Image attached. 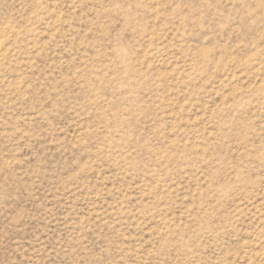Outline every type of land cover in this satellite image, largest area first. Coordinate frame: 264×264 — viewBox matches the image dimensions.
I'll use <instances>...</instances> for the list:
<instances>
[{
	"label": "rangeland",
	"instance_id": "rangeland-1",
	"mask_svg": "<svg viewBox=\"0 0 264 264\" xmlns=\"http://www.w3.org/2000/svg\"><path fill=\"white\" fill-rule=\"evenodd\" d=\"M0 264H264V0H0Z\"/></svg>",
	"mask_w": 264,
	"mask_h": 264
}]
</instances>
